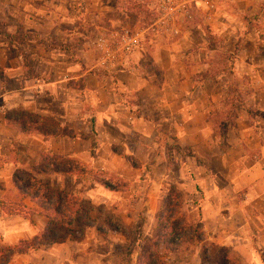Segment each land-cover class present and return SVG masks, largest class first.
Returning a JSON list of instances; mask_svg holds the SVG:
<instances>
[{
    "label": "crops",
    "instance_id": "1",
    "mask_svg": "<svg viewBox=\"0 0 264 264\" xmlns=\"http://www.w3.org/2000/svg\"><path fill=\"white\" fill-rule=\"evenodd\" d=\"M75 1L20 0L19 6V0H0V7L4 6V12L0 11V245L30 241L52 219L20 193L14 183L16 173L79 198L63 184L66 179L73 182L78 172L38 170L63 160L81 172L98 170L94 184L101 192L130 196L125 187L113 188L107 181L114 178L106 172H112L116 163L132 165L140 172L147 162L166 169L168 160L181 168L185 160H191L189 168L197 180L205 182L200 188L208 196L199 202L201 222L212 223L208 235L201 224L204 239L225 248L229 258L264 264V38L260 45L248 46L249 35L232 29L236 15L250 16L258 10L257 1L238 0L228 4V10L219 5L215 12L219 35L225 40L242 37L236 49L240 58L233 65L248 75L250 92L235 105L236 118L226 129L225 140L216 134L211 144L207 137L214 124L209 116L218 100L228 98L229 86L223 75L206 73L210 70L207 53L212 49L204 44V37L213 18L196 15L176 35H145L142 46L124 63L106 69L87 44L85 33L81 32L82 41L78 37L81 30L71 12ZM99 2L103 8L110 3ZM118 12L104 18L110 23L105 28L141 27L138 18L133 25L125 24L128 14ZM260 13L264 25V11ZM225 40L221 43L230 47ZM30 116L43 117L44 125L64 127L70 135L20 130L14 119L29 121ZM214 141L215 158H204L214 169L203 175L194 150L204 143L210 147ZM104 171L110 187L98 177ZM179 178L185 177L181 173ZM52 183H59L58 188ZM103 225L93 221V226L84 227L73 222L72 228H82L80 238L68 236L61 243L41 244L14 255L8 264H110L109 253L97 249L109 233L123 230L117 224L121 230L101 233L97 227Z\"/></svg>",
    "mask_w": 264,
    "mask_h": 264
},
{
    "label": "rangeland",
    "instance_id": "2",
    "mask_svg": "<svg viewBox=\"0 0 264 264\" xmlns=\"http://www.w3.org/2000/svg\"><path fill=\"white\" fill-rule=\"evenodd\" d=\"M37 1L38 0H34L36 3ZM99 1L100 0H76L75 3L72 4L73 8L71 12L77 17L75 23L79 25L78 28L81 30L80 32L78 31L80 33L78 37L82 41L81 32H84V37L87 38L86 41L88 45H90L91 40L100 32L102 26L105 27L110 24L108 20L104 18L108 19L110 16H116V13H114L115 11H117V13H119L118 11H124L128 14H125L126 17L124 16L126 18L123 20L125 24L129 23L133 25L135 18H138V26L149 24L156 14L153 8L155 0H120L119 5H115L116 0H109L110 3L108 8H103L102 3ZM256 1L258 3V10L250 16L246 14L236 15L238 16V20L232 25L233 30L239 31L244 35H249L246 43L248 46L250 43L260 45L264 38V25L259 16L261 14L260 12L264 11V3H260L261 0ZM235 2L224 3L221 7L222 9L228 10L226 6H228V4L234 5ZM20 3L19 0V6ZM31 5L32 8H35L33 3ZM116 7H118V10ZM0 11H2V13L4 12V6L0 7ZM88 14H90V16ZM196 15L199 16V19L201 17H205L206 19L213 18V21L209 20L213 22V25L206 26L204 37V44L207 48L212 49L207 53L206 61L210 63L208 68L210 70H207L206 73L212 75L220 74L229 80L228 98L225 100H218L214 112L209 116L211 123L214 124L212 132L210 131L207 137L211 144L213 136L218 134L217 136H219L220 139H222V137L224 139L226 129L230 124L231 126L233 125L236 118V112L233 111L235 105L243 103L246 94L250 92V89L246 85V79H249V77L240 67L236 68L233 65V63L240 58V53L237 52L236 49H238L237 46L242 37H226L225 40L223 38L224 36L219 35L220 28L216 26V13H213L210 18H207L206 15H202L201 12ZM0 28H3V25H0ZM215 30L216 32H214ZM257 31L258 33L263 31V34H258ZM223 40L228 41L230 47H228L226 43H221ZM225 111L226 113H224ZM161 139L166 140L163 135ZM214 142L215 143H212L213 145H210V147H207L204 143L201 147H197L194 150L196 152L194 155L200 157L199 161H201L200 166L202 167L200 171L203 175H207V170L208 172H212V168L214 169V165L204 160V158H215L216 141ZM168 148L170 149V147L166 146L165 150L169 153ZM170 152L174 154L173 151ZM190 161L185 160L181 168L180 163L168 160L166 169L164 165L154 167V165L147 162L140 172L131 169L132 165L122 162L116 163L112 172H109V170L106 172L112 174L114 178H109L107 180L105 171L103 174H99L98 177L105 179V181L107 180L113 188L123 190L125 187L124 191H128L130 196L126 193L111 194L98 190L94 184V178L98 175V170L96 169H88L87 171L79 172L73 182L69 179L63 182L64 187L66 186L68 188L67 191L76 193L81 202L90 209L89 216L95 224L101 225L109 221L122 226L123 231L121 233H109L105 238L106 242L104 245L97 249V251L106 250L109 253L110 264L113 263L112 260H115L117 264H136L144 243L156 238V232L159 229L158 200L166 190L168 191L170 186L176 187L183 196L184 203H182V211L185 213L187 220L196 221L200 226L202 224V226L205 227V232L208 231V227L211 226L212 223L208 222L206 226L201 222L202 212L200 210L201 204L199 203L204 197L208 198L206 192L200 188L201 184L205 182L196 179L194 172L189 168L192 167L191 163H189ZM179 170L181 172H178ZM165 171L168 173L165 174ZM181 173L185 178H179ZM125 176L126 178H124ZM58 184L59 183H55L54 185L52 183L51 186L58 188ZM154 193H156L155 197L157 199L152 197ZM131 194H133V196H131ZM211 228L212 227H210V229ZM190 235L191 231L187 230V236ZM205 248L208 250V256L211 260L208 263L205 262L203 257V249ZM154 250L160 256L161 264H213L220 261L224 253L228 255V251L225 250V248L216 245L208 239H204L203 242L196 245L183 243L181 248L175 251H168L162 245L157 246ZM229 259L233 262L232 264H244L240 259Z\"/></svg>",
    "mask_w": 264,
    "mask_h": 264
},
{
    "label": "trees",
    "instance_id": "3",
    "mask_svg": "<svg viewBox=\"0 0 264 264\" xmlns=\"http://www.w3.org/2000/svg\"><path fill=\"white\" fill-rule=\"evenodd\" d=\"M20 130L24 132H38L44 136L70 135L66 128L58 125L48 127L44 125L43 117H28L29 121L14 119ZM43 122V123H42ZM39 171L55 173H79L82 171L77 165L65 161H53L41 165ZM102 184L110 187L109 183L101 180ZM14 183L20 193L29 196L35 201L44 213L52 217L44 230L35 238L27 242H20L17 246L0 245V264H8L14 255L27 252L29 249H36L44 243L61 242L68 236L78 239L82 236V228H72L73 222L80 223L84 227L93 226L89 217L88 207L73 195H68L59 190H53L48 185L35 178H25L23 174H14ZM183 197L174 187H171L160 199L158 214L159 229L156 238L148 240L141 249L136 264H161L160 256L154 250L157 246H164L168 251H175L181 248L183 243L196 245L204 241L202 226L196 221H188L182 211ZM101 233L121 230L116 224L109 221L105 225L97 227ZM187 230L191 235L187 236ZM203 257L206 263L210 262L208 250L203 249ZM228 255L224 253L221 260L213 264H232ZM121 264V263H120Z\"/></svg>",
    "mask_w": 264,
    "mask_h": 264
},
{
    "label": "built area",
    "instance_id": "4",
    "mask_svg": "<svg viewBox=\"0 0 264 264\" xmlns=\"http://www.w3.org/2000/svg\"><path fill=\"white\" fill-rule=\"evenodd\" d=\"M235 1L238 0H155L156 14L149 24L138 28L127 25L103 27L91 40L90 47L101 58V65L108 69L124 63L130 53L142 46L145 35H176L196 14L201 12L210 18L219 5Z\"/></svg>",
    "mask_w": 264,
    "mask_h": 264
}]
</instances>
